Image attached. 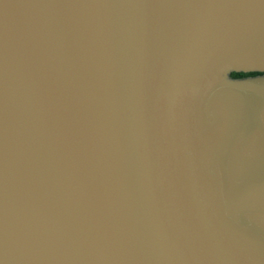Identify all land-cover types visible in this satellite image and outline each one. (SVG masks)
I'll use <instances>...</instances> for the list:
<instances>
[{
  "label": "water",
  "instance_id": "water-1",
  "mask_svg": "<svg viewBox=\"0 0 264 264\" xmlns=\"http://www.w3.org/2000/svg\"><path fill=\"white\" fill-rule=\"evenodd\" d=\"M0 264H264V0H0Z\"/></svg>",
  "mask_w": 264,
  "mask_h": 264
},
{
  "label": "trees",
  "instance_id": "trees-1",
  "mask_svg": "<svg viewBox=\"0 0 264 264\" xmlns=\"http://www.w3.org/2000/svg\"><path fill=\"white\" fill-rule=\"evenodd\" d=\"M256 75V73H249V74H237V73H233L231 74L232 77H244V76H254Z\"/></svg>",
  "mask_w": 264,
  "mask_h": 264
}]
</instances>
